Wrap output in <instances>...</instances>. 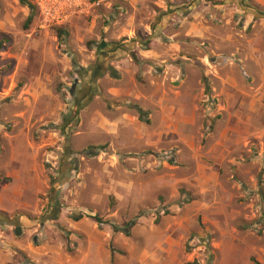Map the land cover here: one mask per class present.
Returning a JSON list of instances; mask_svg holds the SVG:
<instances>
[{
	"label": "rangeland",
	"instance_id": "obj_1",
	"mask_svg": "<svg viewBox=\"0 0 264 264\" xmlns=\"http://www.w3.org/2000/svg\"><path fill=\"white\" fill-rule=\"evenodd\" d=\"M27 1L25 28L0 0V155L27 140L41 189L0 176L31 204L5 219L63 263L264 264V0Z\"/></svg>",
	"mask_w": 264,
	"mask_h": 264
},
{
	"label": "crops",
	"instance_id": "obj_2",
	"mask_svg": "<svg viewBox=\"0 0 264 264\" xmlns=\"http://www.w3.org/2000/svg\"><path fill=\"white\" fill-rule=\"evenodd\" d=\"M5 147L4 145L0 147L3 156ZM8 147L10 155L6 163L5 161L2 162L3 156L0 155V176L9 177L18 192L41 189L37 185L40 172L33 166L37 151L31 148L27 140L8 142ZM21 198L22 194L16 193V191L13 194L7 193L6 187L0 183V264H19L14 262L15 252L21 254L23 260L28 261V264H86L87 261L91 264L90 260L92 259L88 254L81 255L80 258L66 259V262L63 263L62 260L57 258L50 246L34 247L29 241L31 234L20 232L22 218L17 217L12 221L5 219L13 212L30 208L29 205L31 204L26 201L21 202ZM11 227H14V229L12 233H9ZM21 234H25L27 240H24Z\"/></svg>",
	"mask_w": 264,
	"mask_h": 264
},
{
	"label": "trees",
	"instance_id": "obj_3",
	"mask_svg": "<svg viewBox=\"0 0 264 264\" xmlns=\"http://www.w3.org/2000/svg\"><path fill=\"white\" fill-rule=\"evenodd\" d=\"M19 3L22 5V6H25L28 10H29V15L25 21V28H27L31 23H32V20H33V17L35 15V6L32 5L29 1L27 0H18ZM61 34V33H60ZM64 34V33H63ZM1 45V44H0ZM133 109L136 110L137 114L139 115V119L142 120V117H143V112L137 107V106H133ZM145 123H147V121H144ZM181 194H184V197L186 198L183 202L185 204H188L189 202L192 201V198H190L188 195L185 194V192L183 190L180 191ZM93 220L96 222V223H100V219L97 218V217H94ZM134 225L133 222H130L128 223V227H132Z\"/></svg>",
	"mask_w": 264,
	"mask_h": 264
}]
</instances>
